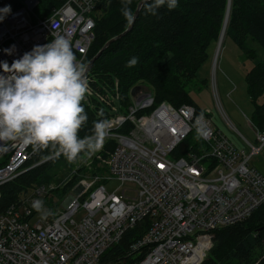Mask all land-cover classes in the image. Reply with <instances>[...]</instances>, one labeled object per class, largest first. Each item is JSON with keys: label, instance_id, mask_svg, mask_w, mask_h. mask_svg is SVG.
Here are the masks:
<instances>
[{"label": "built area", "instance_id": "2783aa9c", "mask_svg": "<svg viewBox=\"0 0 264 264\" xmlns=\"http://www.w3.org/2000/svg\"><path fill=\"white\" fill-rule=\"evenodd\" d=\"M102 1L63 0L41 17L35 12L38 0H21L0 22V60L10 64L59 35L71 41L77 60L87 65ZM4 4L0 0V7ZM12 45L15 53L6 55L3 49ZM86 76L90 94L84 101L106 109V142H114L105 159L102 150L96 153V161L109 171L101 181L113 179L117 188L94 184L92 174L89 179L73 175L64 179L66 191L54 215L45 213L35 223L30 219L39 200L23 196L0 212V264H100L104 251L144 218L148 228L130 244L126 264H200L212 247L214 230L243 222L264 207V174L251 164L264 152V128L246 120L254 137L251 142L238 133L249 147L246 152L214 127L208 111L156 104L151 89L142 86L124 100L116 78L99 88L91 68ZM213 91L217 97L215 85ZM184 140L187 150L176 155ZM38 150L20 141L0 145V186L32 168L28 165ZM54 188L41 184L33 194ZM80 209L85 215L76 222L73 216Z\"/></svg>", "mask_w": 264, "mask_h": 264}, {"label": "trees", "instance_id": "16d2710c", "mask_svg": "<svg viewBox=\"0 0 264 264\" xmlns=\"http://www.w3.org/2000/svg\"><path fill=\"white\" fill-rule=\"evenodd\" d=\"M140 1L142 0H132L128 6L132 14ZM62 2L63 0H38L35 12L41 17L50 15ZM227 4L228 0H178L175 8L169 10L165 4L157 9L156 15H152L147 11L148 4L143 3L132 28L112 42L94 61L91 73L97 80L93 85L100 88L99 85L104 81L113 84L112 81L116 78L119 93L127 100L129 91L134 86L146 82L156 104L163 101L174 107L188 104L200 113L202 110L194 103L185 85L196 76L201 65L208 59L209 46L217 42L223 29V39L229 38L253 62L244 75V81L253 107L250 119L255 126L263 129L264 58L257 55L249 42L258 44L264 50V0H230L228 21L226 19L224 22ZM5 5H10L13 10L21 2L5 0ZM101 7L102 12L95 22L94 40L87 53L88 60L92 59L107 40L123 32L129 24L122 14L121 0H103ZM133 58L137 62L129 67V61ZM261 99L262 102H259ZM82 103L88 122L79 131L80 137L92 135L94 122L104 120L107 114L103 105L96 101L93 108L86 101ZM105 145L101 159L109 155L114 142L110 140ZM187 148V140H184L174 152L180 155ZM58 152L59 149L52 146L39 148L30 164H40L0 186V212L12 204H19L22 197L33 188L50 183L48 171L56 163L70 164L63 154L57 155ZM47 198L49 200L51 195L45 194L42 200L43 204H48L46 215L53 216L58 202L50 203ZM36 211V208L33 209L34 213ZM148 225V218H144L133 228L126 230L117 244L104 251L100 264L131 262L130 244L146 231ZM213 233L212 247L200 264H264V207L256 209L245 221L218 228Z\"/></svg>", "mask_w": 264, "mask_h": 264}, {"label": "clouds", "instance_id": "9594fccd", "mask_svg": "<svg viewBox=\"0 0 264 264\" xmlns=\"http://www.w3.org/2000/svg\"><path fill=\"white\" fill-rule=\"evenodd\" d=\"M121 3L122 14L131 23L134 16L128 6L132 0ZM144 3L148 4L147 11L156 15L165 4L169 10L175 8L178 0ZM10 13V5L0 7V22ZM3 51L13 55L16 46ZM136 62L133 58L128 66ZM86 72L87 67L77 60L71 41L59 35L44 45H34L10 64L0 60V145L20 141L40 149L52 146L69 163L81 154L90 159L100 152L109 134L104 120L94 122L92 135H78L88 122L82 103L90 94ZM33 207L40 210L43 202L35 201Z\"/></svg>", "mask_w": 264, "mask_h": 264}, {"label": "rangeland", "instance_id": "374dc122", "mask_svg": "<svg viewBox=\"0 0 264 264\" xmlns=\"http://www.w3.org/2000/svg\"><path fill=\"white\" fill-rule=\"evenodd\" d=\"M249 45L256 50L257 55L261 59L264 58V50L258 44L249 42ZM208 55V60L201 65L196 76L186 82L185 88L194 103L201 110L208 111L212 124L237 148L244 149L248 152L249 147L239 134L247 140L253 141V134L248 128L246 121L251 118L253 107L249 101L247 87L244 81V75L252 67L253 62L247 59L229 38H224L218 48L217 42H213L209 46ZM202 81H205V83H202ZM137 85L150 88L146 82H140ZM214 85L217 91V97L213 91ZM259 102H262V99ZM219 105L233 128L226 122V118ZM105 144L106 141L103 148H106ZM103 148L102 150L105 152ZM103 151L100 155H102ZM100 155L95 154L89 159L87 154H81L75 162L69 165L56 163L48 171L51 179L50 183L45 184L55 185L56 188L47 192V194L51 195V198L49 200L47 198V200L50 203L54 201L57 204L61 198V194L66 191L64 179L72 178L73 175L79 179L84 177L89 179V177L94 175L97 177L96 179L91 178L94 184L104 183L108 191L116 189L118 184L115 180L109 179L107 181H101L103 180L102 176L109 175V171L107 166L104 168L103 163H100L101 161H96L97 159L95 157H99ZM38 164L40 163H29L28 166L34 165L33 167H35ZM251 164L264 174V152L254 156ZM95 173L97 174L95 175ZM33 190L27 194L32 195V198L29 200L37 198L39 201H42L44 194L40 196L35 195L33 194ZM59 207H63V205L60 204ZM47 208L48 204L44 203L43 207L35 212L30 222L35 223L38 221L46 213ZM84 215L85 210L80 209L74 214L73 219L79 222Z\"/></svg>", "mask_w": 264, "mask_h": 264}, {"label": "water", "instance_id": "95a60500", "mask_svg": "<svg viewBox=\"0 0 264 264\" xmlns=\"http://www.w3.org/2000/svg\"><path fill=\"white\" fill-rule=\"evenodd\" d=\"M143 3H144V0H142V1H140V2L138 3V5H137V7H136V10H135V12H134V14H133V16H134V20H133L131 23L128 24L127 28H126L123 32H121L120 34H118V35L114 36L113 38L107 40V41L105 42V44L100 48V50H99V51H98V52L92 57V59L89 60V62H88L87 65H86L87 69H90V68L92 67L94 61H95V60L101 55V53H102V52H103V51H104V50H105V49H106V48H107L112 42H114V41L118 40L119 38H121L122 36H124V35H125V34H126L131 28H132L133 23H134V21H135V19H136V16H137V14H138V12H139V9H140V7L142 6ZM229 6H230V0H228L227 10H226V14H225L224 22L226 21V19H227V21H228ZM226 25H227V22H226ZM225 28H226V26H225ZM222 31H223V29L221 30L220 35H219V38H218V40H217V48H218L219 45H220L221 36H222ZM138 88H139V86H134V87L131 89L130 93H131V94H134V93L138 90Z\"/></svg>", "mask_w": 264, "mask_h": 264}, {"label": "bare ground", "instance_id": "6f19581e", "mask_svg": "<svg viewBox=\"0 0 264 264\" xmlns=\"http://www.w3.org/2000/svg\"><path fill=\"white\" fill-rule=\"evenodd\" d=\"M222 40H223V34H222V36H221V41H220V42H222Z\"/></svg>", "mask_w": 264, "mask_h": 264}, {"label": "snow or ice", "instance_id": "6c2138e0", "mask_svg": "<svg viewBox=\"0 0 264 264\" xmlns=\"http://www.w3.org/2000/svg\"><path fill=\"white\" fill-rule=\"evenodd\" d=\"M161 167H163V165H161Z\"/></svg>", "mask_w": 264, "mask_h": 264}, {"label": "crops", "instance_id": "0c3cea01", "mask_svg": "<svg viewBox=\"0 0 264 264\" xmlns=\"http://www.w3.org/2000/svg\"><path fill=\"white\" fill-rule=\"evenodd\" d=\"M207 60H208V59H207ZM207 60H206V61H207ZM206 61H205V62H206Z\"/></svg>", "mask_w": 264, "mask_h": 264}]
</instances>
